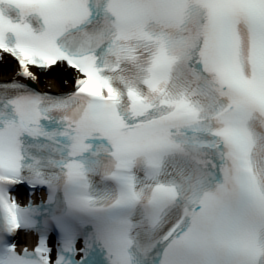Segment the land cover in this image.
I'll return each instance as SVG.
<instances>
[{"label": "bare ground", "instance_id": "obj_1", "mask_svg": "<svg viewBox=\"0 0 264 264\" xmlns=\"http://www.w3.org/2000/svg\"><path fill=\"white\" fill-rule=\"evenodd\" d=\"M6 62V61H5ZM57 64L55 65V67H50L48 70L50 72V70H55L53 76H50L51 78H49V80L55 81L56 80L60 83V86L64 88L70 87L71 88V82H70V76H73L71 71H68L67 73L64 72L63 70L60 69L56 71L57 69ZM0 73L2 74V76H11L14 74L11 65L9 64V62L6 65V68L1 69L0 68ZM49 80L45 79L43 75H41V77L38 79V84H42L43 85H47L49 86ZM46 82V83H45ZM60 90V88H59Z\"/></svg>", "mask_w": 264, "mask_h": 264}, {"label": "rangeland", "instance_id": "obj_2", "mask_svg": "<svg viewBox=\"0 0 264 264\" xmlns=\"http://www.w3.org/2000/svg\"><path fill=\"white\" fill-rule=\"evenodd\" d=\"M2 63H4V66H6L8 62L7 61L5 62V60H4ZM2 65L3 64H1V66ZM59 71H60V69H59ZM53 74H54V70L53 71H50V72L49 71L46 72V74H44L43 76H44L45 79H48L49 80V78H51L50 76H53ZM0 76H2L1 73H0ZM35 83L38 84V79H35ZM49 87H51L55 91H59V84L56 83L55 81L49 80Z\"/></svg>", "mask_w": 264, "mask_h": 264}]
</instances>
